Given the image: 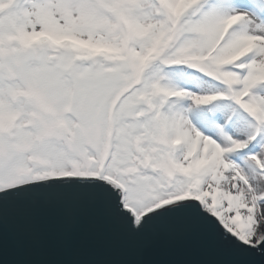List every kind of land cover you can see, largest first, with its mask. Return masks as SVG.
I'll return each instance as SVG.
<instances>
[{
	"label": "snow or ice",
	"instance_id": "1",
	"mask_svg": "<svg viewBox=\"0 0 264 264\" xmlns=\"http://www.w3.org/2000/svg\"><path fill=\"white\" fill-rule=\"evenodd\" d=\"M65 199L264 264V0H0V225Z\"/></svg>",
	"mask_w": 264,
	"mask_h": 264
},
{
	"label": "water",
	"instance_id": "2",
	"mask_svg": "<svg viewBox=\"0 0 264 264\" xmlns=\"http://www.w3.org/2000/svg\"><path fill=\"white\" fill-rule=\"evenodd\" d=\"M0 241L12 264H220L227 257L218 244L179 235L129 241L71 199L17 204L0 225Z\"/></svg>",
	"mask_w": 264,
	"mask_h": 264
}]
</instances>
